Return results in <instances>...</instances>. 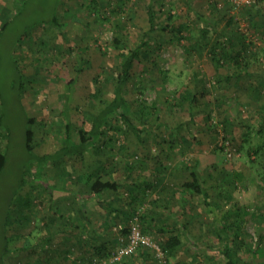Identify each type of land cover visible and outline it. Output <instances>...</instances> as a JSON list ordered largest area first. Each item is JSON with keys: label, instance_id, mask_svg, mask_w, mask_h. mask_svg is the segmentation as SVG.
Returning <instances> with one entry per match:
<instances>
[{"label": "rangeland", "instance_id": "rangeland-1", "mask_svg": "<svg viewBox=\"0 0 264 264\" xmlns=\"http://www.w3.org/2000/svg\"><path fill=\"white\" fill-rule=\"evenodd\" d=\"M149 5L158 23L184 24L188 31L181 33L182 38L169 29L149 31ZM1 6L10 9L9 24L0 34V113L10 134L7 141H0V151L8 152L0 175V253L3 237L10 250L4 264H76L79 241L103 244L110 255L124 237L121 229L134 217L139 221L142 216V223L148 221L150 227L151 221H158L157 213L162 219L168 213L179 222L178 229L186 227L188 236L184 247L166 257L167 264H225L222 250L228 243L238 248L240 264H264V116L257 110L264 106V0L237 10L207 0H0ZM53 14L58 26L36 24ZM205 26L210 46L202 55L188 53L186 43L197 39ZM115 35L129 48L144 35L148 41L146 55H140L132 68L127 90L130 119L141 129L140 140L119 122L107 131L98 151L89 148L80 158L55 164L29 159L23 132L27 118L32 119L34 132L31 155L44 156L59 147L66 122L75 140L78 128L89 125L90 114L95 113L89 99L95 79L101 96L112 99L120 52L109 44ZM243 40L249 44L245 55L254 74L250 82L262 92L256 101L235 88L232 62L221 61L215 68L210 60L211 51L217 57L232 56ZM201 91L209 99L194 104L180 100L185 92ZM248 127L252 133L244 143L242 133ZM179 137L190 139V145ZM226 141L233 151L230 156L216 149ZM101 163L109 169L107 178L118 180L120 186L101 196L102 205L86 208L85 220H80L78 200L89 205L91 196L75 183L76 194L64 202L61 197L71 194L72 182L65 181L62 170L75 177ZM184 167L197 170L206 180L203 187L211 203L219 202L218 213L206 211L202 196L191 197L182 190L188 179ZM24 169L29 173L26 183L16 190ZM115 169L125 173L122 178ZM157 174L169 176L141 199L142 192L128 189L131 180L132 185H141ZM230 179L236 181L235 189ZM218 190L222 199L216 198ZM235 207L250 215L237 239L226 243L217 234L230 218L225 212ZM21 217L29 221L20 224ZM12 218L15 223L5 224ZM145 234L157 243L162 238L154 229ZM145 253L138 251L122 264H158L150 251Z\"/></svg>", "mask_w": 264, "mask_h": 264}, {"label": "trees", "instance_id": "trees-1", "mask_svg": "<svg viewBox=\"0 0 264 264\" xmlns=\"http://www.w3.org/2000/svg\"><path fill=\"white\" fill-rule=\"evenodd\" d=\"M258 0L257 2H259ZM256 2V3H257ZM254 3L253 5H255ZM211 5H215L216 3L210 2ZM251 6H247L252 7ZM246 8V7H245ZM248 17H252L250 13L247 11ZM10 14V9H8L5 6L0 7V34L4 32L9 24V18L8 15ZM148 14V23H149V31H153L155 29H159L162 31H166L169 29V31L176 33L177 35H180L179 37L182 38L183 32L188 31L186 25L180 24L178 26H173L169 24H163L158 23V19L156 17L155 12L152 10V6H148L147 10ZM170 18V17H169ZM157 19V20H156ZM170 20V19H169ZM250 21L252 19H249ZM57 17L56 15H52L50 19H42L41 22L43 24H51L52 26H58L57 25ZM208 30L207 26L199 29V35L198 38L195 40H191L189 43H186V46L184 49L188 53H194L197 55H202L205 48L210 46L209 36H208ZM146 36L142 38L140 43L136 45L133 48H129L128 45L120 41V38L118 36H113L110 41V46L114 49L120 50L119 52V61L116 64V82L113 87V96L110 101L104 99L100 94V86L98 85V80H94L95 83V92L89 95V99H92L95 103V113L90 114L91 119L88 126H82L79 127L77 130V140H75L71 135V125L69 122H66L63 126V130L61 131V136L59 139V147L51 154H47L44 156H36L33 157L31 155V152L33 151V143H34V132L32 130L31 124L32 119L29 117L25 121L24 125V148L26 149L29 159L35 158L38 162H44L47 164V162L52 161L50 163H59L65 158H80L82 157L86 151L89 148L94 149V151H98L101 147V141L104 140V138L107 136V131L114 130V126L121 122L126 125L127 128L130 129V131L134 134V136L139 141L141 138V129L139 126L134 125L132 123V120L130 119V114L132 112L131 109V103L128 101L127 98V90L132 82V68L135 64V62L138 60L140 55H146L145 48L148 45L147 39H144ZM249 44L245 42V40L241 43V49L233 54L232 56L225 58L227 55L222 54L220 57H217L216 54H214L215 51H211V57L210 60L212 61L215 68H218L221 64V61H229L233 63V76H235V88L238 90H244L247 91V95L253 99L254 101L258 100L261 95V89H258L253 86V84L250 82L251 78L254 76L251 71H249V65H250V59L249 56H246L247 54V47ZM212 48L216 49L217 47L215 45L212 46ZM254 59H256L254 57ZM79 70V69H77ZM228 78V77H227ZM22 77L20 78V86H23ZM264 87V85H263ZM259 88H262V86H259ZM181 101H188L190 104L197 103L198 100L201 98L209 99L208 93L205 91H201L200 93H183L179 96ZM259 112H261V115L264 116V106L263 104L260 106V108L257 109ZM3 114L0 113V130H4L3 127ZM119 131L118 129L115 130V132ZM226 131V129H225ZM252 129L247 128V130L243 131L242 133V141L248 142L249 136H251ZM10 137L9 130L5 129L4 133L0 132V141H7ZM181 141L187 145H190L191 141L190 139L179 137ZM231 145H234V142L231 141ZM236 145V144H235ZM264 147V145H263ZM227 146L222 142L216 146V149L218 151H226ZM5 149V148H4ZM231 150V148H230ZM234 150H240L239 148H235ZM259 149H254V154H258ZM8 160V152L5 150L0 151V175L3 173ZM185 171H187L188 179L182 183L181 187L182 190L184 189L185 192H188V195L191 197L194 196H202L203 197V204L208 211V213H218L219 211V202L215 199L212 203L209 201V193L206 189H204V184L206 183V180L203 179L200 175V173L197 170L192 169L191 167H184ZM61 171V170H59ZM117 174H121V178L123 177V172L121 169H115L114 170ZM109 172L108 167L104 165V163H101L100 165L96 166L95 168L85 171L83 174H77L75 177L72 176L71 173L62 170V176L65 178V181L72 182L71 186V194L67 195L63 193L61 198H64L67 202L71 195L76 194V187L75 183H78L82 185L85 188V193L90 196H94L96 198H99L103 196L106 192L109 191H116L120 184L119 181L116 179H109L107 178V173ZM29 173L26 169H24L21 172V178L19 180V186L16 190L19 188L22 189V187L25 185L26 180L25 176H27ZM64 174V175H63ZM126 176V175H125ZM238 176H236L237 178ZM230 183L234 186L236 184L235 180L230 179ZM64 186V185H63ZM145 187H150L149 183L145 184ZM65 187H62L64 189ZM236 188V185L234 186V189ZM14 190V194L16 193ZM134 191V190H133ZM12 193V192H10ZM9 193V195H11ZM217 196L216 198H223L224 194L221 192L219 193V190L215 193ZM11 198V197H10ZM9 198V199H10ZM225 198L227 201H229L228 195H225ZM231 199V198H230ZM12 200V199H11ZM29 203L28 201L24 202L25 205ZM23 203L21 202L20 205ZM18 206L20 208L21 206ZM8 209L12 208V203L10 204L8 200ZM108 206H110V203H108ZM78 216L80 220H85V204L79 203L78 204ZM28 208L32 209L31 206ZM227 216L230 218L228 219L226 225L223 227H220L218 230V236L223 237L226 239V243L234 242V240L237 239V235L240 231L243 230V226L246 223V218L249 217V213L245 210L242 211L239 208L229 209L225 212ZM18 221V223L22 224L23 222H28L29 217H21ZM138 218V216H137ZM160 218V217H159ZM139 221L142 223L144 222L143 217H139ZM138 221V222H139ZM16 220L13 218L10 220L7 219L6 223L7 225H11L15 223ZM141 231L143 233H149L152 229L156 230L157 233H159L162 238L158 242L160 248L165 253L166 257H172L176 254L178 250H180L182 247L185 246V244L188 241V236L186 231L184 230L186 227L183 226L182 229H178L176 227L177 224H168L167 229H163V221L161 220V223H152L150 224V227L142 223L140 224ZM239 231V232H238ZM121 234L125 238L128 235L129 232V225L127 227H123L121 229ZM232 237V239H230ZM231 240V241H230ZM228 243L222 250V254L225 257V264H240L237 252L238 248L236 249L235 246H231ZM95 255L97 259L92 258L91 262L89 264H96L99 261L108 258L109 250L103 245L99 244L98 246L94 247ZM138 251L141 252L142 255H146V249H139ZM137 251V252H138ZM106 252V253H105ZM135 252V253H137ZM10 253L8 242L3 237V244H2V252L0 253V264H4V259L7 254ZM134 253V254H135ZM133 255V254H132ZM130 257V256H129ZM122 264L123 260L119 261L117 264Z\"/></svg>", "mask_w": 264, "mask_h": 264}, {"label": "built area", "instance_id": "built-area-1", "mask_svg": "<svg viewBox=\"0 0 264 264\" xmlns=\"http://www.w3.org/2000/svg\"><path fill=\"white\" fill-rule=\"evenodd\" d=\"M212 3H217L219 6L227 4L234 10L251 6L256 3L258 0H207ZM226 153L228 156L233 154V151L230 150L228 142H225ZM146 249L154 256L158 264H167L166 255L163 250L160 248L159 244L152 239L151 236L143 233L141 231L138 218L134 219L129 224L128 235L123 238H119V244L116 249L113 250L108 258V260H101L96 264H113L118 263L122 259L131 256L139 249Z\"/></svg>", "mask_w": 264, "mask_h": 264}, {"label": "crops", "instance_id": "crops-1", "mask_svg": "<svg viewBox=\"0 0 264 264\" xmlns=\"http://www.w3.org/2000/svg\"><path fill=\"white\" fill-rule=\"evenodd\" d=\"M157 167V166H156ZM93 169V168H92ZM127 169H128V167H127ZM129 169H130V167H129ZM162 171V170H161ZM85 173V172H84ZM80 174H83V173H80ZM169 175L168 174H157V175H153L152 176V178L151 179H149V180H145L141 185H136V184H134V185H132L133 183L132 182H134V180L132 181L131 180V183L129 184V180L127 181V183L129 184V188L128 189H130V190H134V191H136V190H138V192H136L137 194H139V193H141L142 192V194L140 195V199H141V196L142 195H146L149 191L150 192H152V191H155L156 189H157V187H158V185H159V183L163 180V179H166V177H168ZM187 179H185L184 178V181L183 182H185ZM142 182V181H141ZM147 183H149V185H150V187H145V184H147ZM162 184V183H161ZM180 190V187H178V189H177V191H179ZM184 190V189H183ZM185 191V190H184ZM136 193H135V198H136ZM175 194V193H174ZM171 195H173L172 193H171ZM170 195H168L167 197H169ZM91 199L89 200V205L88 204H86L87 202L85 201V199H79L78 200V204L79 203H84L85 204V209L86 208H88V207H93L94 209H95V206L97 205V204H100L101 203V200H100V198L101 197H99V198H96V197H94V196H91L90 197ZM176 196H174L173 198H171V203L172 204H174L175 202H173L172 201V199H175L176 200ZM91 200H92V202H91ZM91 202V203H90ZM171 203H164L163 205H166V206H168V207H170V208H172V209H174V207H172L171 206ZM100 205H102V204H100ZM107 205H108V203H107ZM110 205H111V202H110ZM163 205H161V206H163ZM79 207H77V209H78ZM78 211V210H77ZM168 216H165V218L164 219H162L159 215H158V213L157 214H155V216H156V218H158V221L156 222V223H161L160 221L162 220L163 221V229H167V226L166 225H168V224H173V223H175V224H177L176 225V227L177 228H179L178 227V224H179V222L177 223V220H175L173 217H171V218H169V214L168 213H166ZM160 217V218H159ZM152 222V221H151ZM146 223H147V226L149 227V222L148 221H146ZM84 226V225H83ZM71 246H73V245H71ZM76 246L78 247V250L77 251H79V252H77L78 254H80V258H79V260H78V262L80 261V263L82 262L83 264H89V261L91 262V259L92 258H94V259H97V255L95 254V250H94V247L95 246H98V244H90V243H88V242H81V241H79L78 243H76ZM106 247V246H105ZM114 250L116 249V247H114L113 248ZM113 249H111L110 250V252L113 250ZM106 253V252H105ZM96 255V256H95ZM77 262V263H78ZM76 263V264H77ZM71 264H73V263H71Z\"/></svg>", "mask_w": 264, "mask_h": 264}]
</instances>
